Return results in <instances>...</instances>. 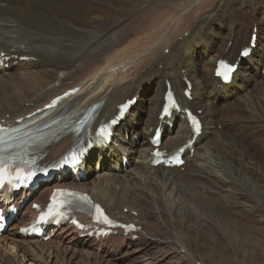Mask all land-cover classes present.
Segmentation results:
<instances>
[{"label":"bare ground","instance_id":"1","mask_svg":"<svg viewBox=\"0 0 264 264\" xmlns=\"http://www.w3.org/2000/svg\"><path fill=\"white\" fill-rule=\"evenodd\" d=\"M146 1L154 5L145 22L133 27ZM258 5L257 0H0V52L6 53L0 58V120L13 121L68 88L82 87L79 96L67 99L60 112L52 114L57 119L48 130L47 162L57 160L75 143L66 132L87 113L100 123L112 117L126 98L139 97L116 128L113 141L89 152L82 172L89 170L94 178L60 174L41 183L37 192L0 196V205L6 208L24 205L19 221L0 236V264H22L23 257L34 264H64L58 240H68L69 246H76L74 250L92 245L96 252H104L101 255H117L146 241L143 233L152 227L150 219L157 217L156 223L162 219L178 238L194 224L212 227L185 202L210 214L226 203L236 223L251 230L236 231L240 237L264 236V163L257 157L258 150H250L256 143L264 151V85L255 86L264 83V12ZM255 25L263 35L242 60L232 83L223 85L213 76L217 60H235L249 44ZM220 31H226L224 40ZM184 78L192 82V101L182 97ZM167 81L184 105L200 110L203 118L202 135L194 155L185 156L183 170L150 164L149 130L160 122ZM217 100L224 103L215 104ZM171 121L173 126L166 128L161 145L169 152L193 136L186 117L175 113ZM133 135H141L140 142ZM123 156L130 158V167ZM242 182L255 194L253 203L250 194L241 190ZM69 185L90 191L112 215L143 226L139 238L119 233L78 239L82 232L71 224L50 231L48 241L24 237L18 229L34 213L30 201H46L52 187ZM196 190L197 194L190 193ZM197 195L203 199V208ZM251 222L260 227L254 228ZM16 248L24 255L17 261L12 254Z\"/></svg>","mask_w":264,"mask_h":264},{"label":"rangeland","instance_id":"2","mask_svg":"<svg viewBox=\"0 0 264 264\" xmlns=\"http://www.w3.org/2000/svg\"><path fill=\"white\" fill-rule=\"evenodd\" d=\"M257 3L260 4L258 7L260 6L259 8L263 13L264 0H257ZM153 5L154 4L152 3V5L149 6L147 1L141 4L142 15H138L137 22L136 20L133 21V27H137L139 23L145 22ZM215 25L218 27V24ZM255 27H257V35L259 37L262 36L263 32L259 33L258 31L260 29L259 26ZM223 35H226V31H223L222 33L220 31V37H222V40L225 39ZM231 45V41H228V46L231 47ZM51 47L54 50L58 49L56 46ZM58 51L62 50L58 49ZM168 52L169 51L167 50L166 53L168 54ZM261 73L262 76H264V69L261 70ZM263 85L264 83L262 82L257 83L255 86L263 87ZM221 103H224L223 100H217L215 102V104ZM224 113L226 114L227 111ZM230 113L231 112H228V115H230ZM221 126L222 124L218 126V129H221ZM133 136H139L140 139L138 141L142 139L141 135ZM250 147V150H258L257 152L262 154L259 155L256 152L259 160L264 163V151H261V149L258 147V144L252 143ZM183 168L184 166L182 167V170ZM89 175L90 179L94 178L95 176L93 173ZM241 184H243V182ZM241 184L239 185L241 190L246 192V196L250 194L248 197L252 199L253 203L255 194L253 191H249L248 186ZM190 193L197 194L198 190H196V193ZM197 196L202 206L203 199L200 195ZM184 204H187V206H185L191 208L193 211H198L197 214L201 213V215L210 222L212 227L202 228L201 226L194 224L193 228L190 229L184 237L178 238L172 227L163 224L162 219H160L159 224H157V217L154 220L150 219L149 226L152 227L149 228L150 230L154 229L153 232L148 229L146 233H143V236H145L144 239H146V241H143L142 243L145 245L142 243H137L136 246H133L129 249L128 247H125V249H122L117 255L111 254L107 255L106 257L105 255H101L104 254L103 251L96 252L97 250L92 248V245L90 247L81 249L83 251H80V247L79 250H74L76 246H74V244L69 246L68 240H58V244H60L58 246L59 249L57 250H59L61 257L64 259L60 258L59 252H57V250H55V252L58 253L60 260H62L64 264H264V236L254 235L253 237H240L236 231L251 230L246 225L236 223L235 213L234 211L230 210L226 203L220 204L219 207L214 210L216 212L213 214H210L207 211L205 212L204 209L201 210L196 206L190 205V202H185ZM128 209L129 208H124V212L128 213ZM147 216L149 217V214ZM156 224L159 225V227H157ZM251 225H254V228L260 227V225L254 224V222H251ZM262 234L264 235V230L262 231ZM154 243L156 245H152ZM9 250L10 248L7 247V251ZM19 251L20 249L18 248L12 250L13 256H16L17 258L16 261L20 260V258L24 256L23 253H20L21 251ZM187 255L190 258L187 257L186 259ZM21 263L34 264L33 262L30 263L29 259L25 257L22 258Z\"/></svg>","mask_w":264,"mask_h":264},{"label":"snow or ice","instance_id":"3","mask_svg":"<svg viewBox=\"0 0 264 264\" xmlns=\"http://www.w3.org/2000/svg\"><path fill=\"white\" fill-rule=\"evenodd\" d=\"M221 63H223V62H221ZM73 162H75V160H73ZM3 173H4V169H3V168H0V186H2L3 183H4ZM34 175H35L34 172H29V173H28V177H31V176H34ZM26 178H27V177H26ZM97 207H98V206H97ZM100 213H101V216H103L102 210H100ZM103 219H104L105 221H108V218H107L106 216H103Z\"/></svg>","mask_w":264,"mask_h":264}]
</instances>
